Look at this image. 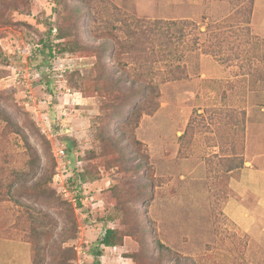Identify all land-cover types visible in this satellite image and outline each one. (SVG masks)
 Listing matches in <instances>:
<instances>
[{"label": "rangeland", "instance_id": "rangeland-1", "mask_svg": "<svg viewBox=\"0 0 264 264\" xmlns=\"http://www.w3.org/2000/svg\"><path fill=\"white\" fill-rule=\"evenodd\" d=\"M142 21L168 54L118 48ZM263 85L264 0H0V264H264L225 214Z\"/></svg>", "mask_w": 264, "mask_h": 264}, {"label": "crops", "instance_id": "crops-1", "mask_svg": "<svg viewBox=\"0 0 264 264\" xmlns=\"http://www.w3.org/2000/svg\"><path fill=\"white\" fill-rule=\"evenodd\" d=\"M259 109L247 124L245 165L231 177L233 196L225 204V214L251 234L264 230V92Z\"/></svg>", "mask_w": 264, "mask_h": 264}, {"label": "trees", "instance_id": "trees-1", "mask_svg": "<svg viewBox=\"0 0 264 264\" xmlns=\"http://www.w3.org/2000/svg\"><path fill=\"white\" fill-rule=\"evenodd\" d=\"M222 1V0H219ZM243 1V0H242ZM251 3V0H250ZM249 9V7H248ZM249 12V10H248ZM247 22V21H246ZM146 21H142V28L143 30H141V32H135V31H130V32H126L125 33V39H123L122 41L118 40L116 41L118 48L123 50L122 52H126V53H131V52H138L137 49V44L139 43L141 46V50L140 53L145 51L146 46L147 47H151L152 44H155V36L153 35V32H155L157 34V39L160 40V47L164 48L163 52H165V54H168V48L167 45L170 42V34L169 32H171V24L175 25V21H158L155 22V26H152L149 23H146ZM206 30V29H205ZM52 31V27H48V32L50 33ZM143 31V32H142ZM165 47H164V46ZM42 51L46 50L48 55H52V47L50 44V41L45 40L42 45H41V49ZM148 50H146L144 52V54H149L151 52H147ZM116 53V52H114ZM120 53V51H119ZM103 67V66H101ZM103 72H105V68H102ZM142 75V74H141ZM143 76V75H142ZM145 79H143L142 81L137 82L136 79H132L130 80L129 83V89H130V94L129 96H134L136 93H138L139 95V100L134 103L130 113H129V120L130 119H134L135 117H139L141 115V113L145 112V113H149L152 112L155 107V99L154 97H156L157 95V91H156V85L154 83L151 82V80L147 79L146 76H144ZM125 88V86H123L122 90ZM0 115L2 116V119L6 122L9 123L11 125H14V123L11 120V117L3 112V110L0 109ZM25 146L29 148V153H30V163L31 165H33L36 162V155L35 152L32 151L30 145L25 141ZM62 149V148H61ZM64 149V148H63ZM62 149V150H63ZM64 151V150H63ZM70 154V152H68V155ZM65 156V154H64ZM67 156V154H66ZM78 205H81V202L79 199H76ZM121 238L118 239L115 236V231L111 228H107L103 235L101 236V238L99 239L98 243L102 246L105 247H113L116 246L120 243ZM35 252V255H34ZM101 251H96L95 252V257H97V255H100ZM36 251L33 248V257H32V263L31 264H35V260H36Z\"/></svg>", "mask_w": 264, "mask_h": 264}, {"label": "built area", "instance_id": "built-area-1", "mask_svg": "<svg viewBox=\"0 0 264 264\" xmlns=\"http://www.w3.org/2000/svg\"><path fill=\"white\" fill-rule=\"evenodd\" d=\"M56 154L58 157H64L65 153L61 148H59L58 150H56Z\"/></svg>", "mask_w": 264, "mask_h": 264}]
</instances>
